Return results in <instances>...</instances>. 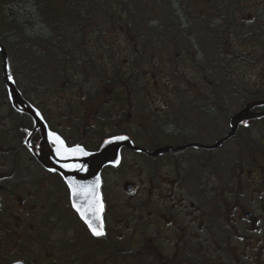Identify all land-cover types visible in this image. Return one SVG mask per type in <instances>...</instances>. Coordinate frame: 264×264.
Returning a JSON list of instances; mask_svg holds the SVG:
<instances>
[{"label": "flooded vegetation", "instance_id": "1", "mask_svg": "<svg viewBox=\"0 0 264 264\" xmlns=\"http://www.w3.org/2000/svg\"><path fill=\"white\" fill-rule=\"evenodd\" d=\"M117 26L120 28L115 33L133 43L126 46L129 56L122 61L127 68L125 74L121 75L120 62L114 56L122 50L95 46L87 40L88 33L105 36L109 32L91 30L92 25L78 32L61 29L62 40L26 47L28 54H68L70 61L53 65L44 58L31 64L28 56L21 64L20 79L19 74L10 73L28 112L13 108L3 85V264H216L208 263L207 249L199 248L201 242H209L206 245L212 247V259L220 260L222 211L227 213L225 225L230 238L225 240L242 246V250L235 249L229 264H264V117L240 122L234 135L220 147L206 148L229 132L230 119L247 104L264 100V66L255 84H244L240 78L231 80L229 95L236 106L221 134V123L226 120L205 106L220 96L219 80L197 77L193 79L195 83L185 71L182 93L177 96L182 109H173L171 102L163 109L152 108L147 98L136 94V53L140 48L136 45V30L126 29L123 24ZM153 70L150 74L156 80L160 70ZM163 78L173 82L168 74ZM250 112H264V106H255ZM53 137H59L64 148H79L84 154H96L108 140L126 137V144L118 150L119 159H113L98 173L101 206H91L83 199L91 188L89 182L83 185L76 176L69 181L63 176L60 169L66 170L73 152L58 154ZM187 144L199 147L174 150ZM227 144L228 155L222 160L219 152ZM164 148L171 150L149 155ZM140 161L147 164L140 168ZM222 162L227 166L223 167ZM125 166L135 172L139 168L148 175L150 213L143 215L146 210L138 207L140 214L147 217L144 223L150 236L136 216V200L141 204L144 197L136 176L121 182V191L134 199L132 211L110 204L109 181ZM73 188L77 189L75 195ZM175 209L183 215L178 216ZM81 213L92 220L94 227L102 228L104 235L93 236ZM205 235L206 242L201 238ZM146 236L149 247L145 253L139 246Z\"/></svg>", "mask_w": 264, "mask_h": 264}, {"label": "trees", "instance_id": "2", "mask_svg": "<svg viewBox=\"0 0 264 264\" xmlns=\"http://www.w3.org/2000/svg\"><path fill=\"white\" fill-rule=\"evenodd\" d=\"M81 1L0 0V45L6 52L11 75L22 69L21 64L28 56L32 58L31 64L44 58L53 65L70 62L68 54H28L25 49L62 40L61 29L84 31L103 20L136 30V45L140 47L136 53L137 80L154 90V77L149 71L142 76L139 70L146 65L151 71L158 67V75L168 74L174 79L170 84L175 96L172 101L178 104L176 109H182L177 96L182 93L181 78L185 71L200 80L218 79L220 96L216 101H207L206 110L218 111L221 120L228 118L231 81L225 63L241 53V47H248V52L254 41L264 43V0H136V6L127 0V13H119L121 17H95L96 13ZM93 2L96 4L98 0ZM101 8L95 12L105 14ZM152 8L155 14L150 13ZM182 47L186 49L183 51ZM175 55L177 62L173 60ZM1 93H5L2 75Z\"/></svg>", "mask_w": 264, "mask_h": 264}, {"label": "rangeland", "instance_id": "3", "mask_svg": "<svg viewBox=\"0 0 264 264\" xmlns=\"http://www.w3.org/2000/svg\"><path fill=\"white\" fill-rule=\"evenodd\" d=\"M71 1V0H70ZM95 2V1H94ZM93 2V0H82L81 3L84 4L85 6H87L88 8H90L91 12L96 13L95 17H121L120 15H118L119 13L124 14L125 12L127 13L129 4L127 3V0H98V2L95 4ZM130 4L135 5L136 6V0H131ZM146 7H148V5H145ZM162 7L164 5H161ZM101 8L102 11L105 12L102 13H97L95 11H98V9ZM149 8V7H148ZM150 13L155 14L156 10L154 8H152L150 10ZM149 13V14H150ZM251 19V18H250ZM112 24V23H111ZM100 20L99 22H97L96 24L93 25V27H91V30H96L99 32L100 31H108L109 32L107 34H105V36H102L101 33H96V34H87V40L89 41H93V43L95 44V46L97 45H107L110 46L112 48L113 51H116L117 49L122 50L123 52L121 53H115L114 56L116 57V59L119 60L120 62V66H119V71L122 74H125V72L127 71V68H125L126 66H124V63L122 62L125 59H128L127 57L129 56V52L128 49L126 48V46H132L133 43H129L126 41V39L124 38L123 35L117 34L115 33V29L120 28L117 25H114L116 28L112 27V25ZM122 26V25H121ZM99 27V30H98ZM97 35V36H96ZM254 46H252L248 52L247 48L248 47H241V53H236V55H234V57L232 58L231 62H227L225 63L227 67H229L227 72V75L229 76L230 81L234 80V78H240V80L244 83V84H255L258 82L259 77H258V73L261 72L263 69H261V67L264 66V49H263V45L264 43L261 42H253ZM253 45V44H252ZM250 47V46H249ZM94 52V51H93ZM92 52V53H93ZM96 55H98L99 53H96ZM104 55V53H102ZM108 56V54L106 55ZM105 56V57H106ZM165 58V57H163ZM159 60V58H157ZM166 59V58H165ZM174 62H177V58L176 55L174 56ZM93 61H98V60H93ZM107 58L103 61L106 62ZM19 64V63H17ZM2 62L0 59V76L2 75V68H1ZM142 67V66H141ZM210 67V66H209ZM149 67L144 66L142 69H140L139 71L141 72V75L144 76L146 75L143 74L146 71L149 72H154V70H149ZM157 70H159L158 67H156ZM21 69H17V74H19ZM139 72V73H140ZM214 72H217V69L214 70ZM224 72V73H225ZM222 73V72H221ZM220 74V72H219ZM223 75V74H222ZM18 79H20V74L19 76H17ZM190 79H197L195 76H188ZM220 78V77H219ZM264 78V76H263ZM174 80V79H173ZM221 80V78H220ZM3 81V79H2ZM163 84H167L165 85L167 88L165 90H160L162 86H164ZM170 84L172 83H168V80L166 78H163V76L161 75H157L156 76V80H155V86H154V90L152 89L151 86L149 85H145L144 83H141L140 81H138L136 79V94L137 95H141L146 99V102L149 104V106H151L152 108H158V109H163L164 105L168 102L172 103L173 109L175 108V103H173L172 99L175 98L174 93L172 92V87L170 86ZM164 86V87H165ZM236 106V101H230L229 104V111H232ZM221 134L222 132L226 131L227 128V120L223 123H221ZM221 152L220 156L221 159L223 160L225 157H227L228 155V144L227 146H223L221 148ZM147 164V161H140L138 167L142 168L143 166H145ZM222 166L226 167L227 164H225V162H222ZM221 166V168H222ZM139 168H136V172L134 170V168H129L127 166L121 168L116 175L111 178V180L109 181V185L112 186V188L108 189L109 192V201L111 205L114 206H126L124 207L126 210H131L132 211V207L134 205V199L127 195L124 194L121 191V182L123 179H131L133 177L136 176L137 182L139 183V191L144 189V197L141 200V204L137 203L138 200H136V216L138 215L141 219H140V224L143 227L144 231L146 232V235L150 236V230L147 227V225L144 223L147 220V217H144L140 214V209H145L146 211H143V215L146 214V212L150 213V198L148 197V175L146 172H143L140 170L139 172ZM140 199V198H137ZM138 205H141V208L138 207ZM174 212L178 215V216H182V213H179L178 210H174ZM227 217V213L225 211L221 212V225H220V233H221V245H220V253H218V255H220V260H214L212 259V253H211V246L206 245V235L205 236H201L202 240L205 239V242H201L202 245L200 246V250L202 248L207 249V251H209L208 253L210 254V258L208 259V263H212L215 262L216 264H229L231 263L234 258L232 257V254L235 252V249L238 250H242V246H240L238 243L233 242L236 245H231L229 244V235H228V227L227 225H225V218ZM226 227V229H225ZM227 234V235H226ZM148 236H146L142 246H139L141 249H144L145 253L148 251V247H149V241L147 240ZM225 238L229 239V240H225ZM226 241V243L224 242ZM227 244V245H226ZM207 253V252H205ZM147 255V254H145ZM142 258H145L142 257ZM5 260H3L2 258H0V264H3ZM259 263V262H258ZM257 263V264H258ZM262 263H264L262 261ZM247 264H250V262H248Z\"/></svg>", "mask_w": 264, "mask_h": 264}, {"label": "water", "instance_id": "4", "mask_svg": "<svg viewBox=\"0 0 264 264\" xmlns=\"http://www.w3.org/2000/svg\"><path fill=\"white\" fill-rule=\"evenodd\" d=\"M0 59L2 62L1 68H2L3 82L7 89L8 96L10 98L13 108L20 112H28L29 111L28 107H26L25 102L21 98L20 92L16 89L12 78L9 76L7 55L4 48L1 45H0ZM255 106H264V100L247 104L240 112H238L230 119L229 132L223 138L218 140L215 144L206 148L214 149L220 147L225 141H227L229 138H231L234 135L237 126L240 122L254 117H264V112L258 114H252L250 112V109H252ZM124 142H125L124 140H119V139L108 140L102 146L100 151L96 154H84L82 151L74 152L73 154H71L70 156L71 159H69L66 164V170L64 171L60 169L63 176L66 179H68V181L69 179L71 180L73 176H76L77 180L81 181L83 185L89 182L91 188L89 190H86L85 196L83 198L87 202V204H91V206H101L98 188H97L98 173L104 165L111 163L112 160L115 158L119 159L118 150L120 146L126 144ZM192 146L199 147L198 144H190L176 148L174 150L175 151L183 150ZM134 150L138 152L146 153V150L144 149L136 148ZM168 150H171V148L158 149L152 153H149V155L154 156L159 153L166 152ZM11 264H22V263L15 262Z\"/></svg>", "mask_w": 264, "mask_h": 264}, {"label": "snow or ice", "instance_id": "5", "mask_svg": "<svg viewBox=\"0 0 264 264\" xmlns=\"http://www.w3.org/2000/svg\"><path fill=\"white\" fill-rule=\"evenodd\" d=\"M117 139H119V140H123V139H126V137H117ZM53 143L57 145L56 151H57V153L60 154L61 156H64V155H65L66 153H68L69 151H71V152H73V153H74V152H77V151H82V150L79 149V148L71 149V150H69V149H67V148H64V147H63V141H61V140L59 139V137H53ZM70 187H72V186L70 185ZM72 190H73V195H75L76 192H77V189H76V188H73ZM74 207H75V205H74ZM77 211H79V209H77ZM93 217H94L95 219H98V217L95 215V212H93ZM81 218L84 219L85 223L88 225L89 229L91 230L93 236L100 237V236H103V235H104V232H103L102 228L94 227V226H93V222H92V220L87 219V218L84 216L83 213H81Z\"/></svg>", "mask_w": 264, "mask_h": 264}, {"label": "bare ground", "instance_id": "6", "mask_svg": "<svg viewBox=\"0 0 264 264\" xmlns=\"http://www.w3.org/2000/svg\"><path fill=\"white\" fill-rule=\"evenodd\" d=\"M187 145H190V144H187ZM184 146H186V145H184ZM193 147V146H192Z\"/></svg>", "mask_w": 264, "mask_h": 264}]
</instances>
